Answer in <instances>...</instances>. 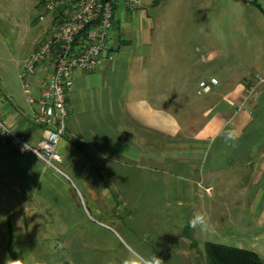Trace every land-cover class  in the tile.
<instances>
[{
  "label": "crops",
  "instance_id": "obj_1",
  "mask_svg": "<svg viewBox=\"0 0 264 264\" xmlns=\"http://www.w3.org/2000/svg\"><path fill=\"white\" fill-rule=\"evenodd\" d=\"M153 2L140 0L132 8L118 0L111 34L116 56L94 71L75 70L58 146L61 170L0 150V195L9 197V203L3 199L5 213H13L24 235H50L20 244L32 264H122L134 250L155 254L164 264H184L172 227H190L196 212L210 218L215 235L250 240L242 248L262 257L264 82L255 75L264 74L240 75L227 67L221 78L211 73L199 80L197 67L183 73L181 59L170 51L179 54L178 41L157 34L146 7ZM216 48L204 45L199 71L218 58ZM49 72L47 62L32 77L36 100ZM212 78L218 83L202 91L200 82ZM25 94L22 103L0 96V112L8 127L36 145L46 129L34 123L37 102ZM223 126L239 131L235 147L218 135ZM44 223L54 228L48 231ZM184 228L178 239L188 249Z\"/></svg>",
  "mask_w": 264,
  "mask_h": 264
},
{
  "label": "rangeland",
  "instance_id": "obj_2",
  "mask_svg": "<svg viewBox=\"0 0 264 264\" xmlns=\"http://www.w3.org/2000/svg\"><path fill=\"white\" fill-rule=\"evenodd\" d=\"M36 2L37 0H0V96L10 94L16 102L26 100L20 76L23 67L21 60L36 41L41 42V37L49 28V20H38L42 9L36 6ZM146 7L151 10L150 15L157 23L158 36L167 42L178 41L179 54L174 55L173 48L170 51L172 58L181 59L183 73L196 72L197 67L199 80L208 78L211 73L221 78L222 73L227 72V67L229 72L240 75L251 72L264 74V0H161L156 5L149 3ZM205 44L209 48L213 45L217 47L218 54L215 53V56L218 58L215 61L211 59L213 63L204 65L206 69L199 71L200 56L205 60ZM255 77L258 78L257 75ZM3 199L8 200V194L5 193L4 197L0 195V264L16 259H21L23 264H32L20 244L29 245L32 237H41L49 232L43 230L31 237L24 235L19 225L14 223L13 213L10 216L5 213L4 206L9 201L6 203ZM42 227L51 231L54 225L44 223ZM183 228L177 230L172 227V231L177 232L176 244L181 249L180 258L184 264H210L206 254L208 242L236 247H247L251 243L250 240L242 243L238 239L226 241L212 230L203 232L199 228L187 227L184 228L187 242L192 246L186 249L182 244L183 238L178 239L182 237V233L178 231H183ZM52 235L54 243L57 242L58 234L54 229ZM154 242L151 237L149 243ZM257 242L264 244L263 239ZM257 248L264 258V247ZM133 252L148 256L143 251H130ZM128 256L129 253L123 256L122 264ZM162 258L165 260L166 256Z\"/></svg>",
  "mask_w": 264,
  "mask_h": 264
},
{
  "label": "built area",
  "instance_id": "obj_3",
  "mask_svg": "<svg viewBox=\"0 0 264 264\" xmlns=\"http://www.w3.org/2000/svg\"><path fill=\"white\" fill-rule=\"evenodd\" d=\"M135 7L140 0H125ZM118 0H37L42 9L39 21L53 18L51 32L21 60L20 76L30 103L37 102L33 121L46 132L40 142L31 144L25 136L8 127L0 112V150L10 149L24 156L32 155L49 167L60 169L62 153L58 146L67 129L66 95L74 86L76 69L94 71L105 59L116 56L111 48V34ZM49 63L50 72L41 81L40 97L31 94L32 77L39 66ZM257 80L264 82L263 75ZM218 81H202L201 89L209 92ZM250 87V93L253 91ZM28 144V150H21Z\"/></svg>",
  "mask_w": 264,
  "mask_h": 264
},
{
  "label": "clouds",
  "instance_id": "obj_4",
  "mask_svg": "<svg viewBox=\"0 0 264 264\" xmlns=\"http://www.w3.org/2000/svg\"><path fill=\"white\" fill-rule=\"evenodd\" d=\"M218 135L223 137L225 144L230 147H235L237 142L240 139V133L237 129L223 126L221 127ZM28 144L22 145L21 150H28ZM188 224L191 228H199L203 232L211 230L210 218L202 212H196L193 214L192 218L188 221ZM6 264H23L21 259L6 261ZM123 264H164V261L156 256L151 254L144 256L140 253L133 252L129 253V256L124 260Z\"/></svg>",
  "mask_w": 264,
  "mask_h": 264
},
{
  "label": "trees",
  "instance_id": "obj_5",
  "mask_svg": "<svg viewBox=\"0 0 264 264\" xmlns=\"http://www.w3.org/2000/svg\"><path fill=\"white\" fill-rule=\"evenodd\" d=\"M160 1L154 0L153 4ZM206 254L210 264H264V259L253 250L221 243L208 242Z\"/></svg>",
  "mask_w": 264,
  "mask_h": 264
}]
</instances>
